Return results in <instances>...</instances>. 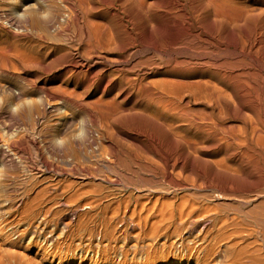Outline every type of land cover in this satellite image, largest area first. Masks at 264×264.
I'll return each mask as SVG.
<instances>
[{
	"label": "bare ground",
	"instance_id": "1",
	"mask_svg": "<svg viewBox=\"0 0 264 264\" xmlns=\"http://www.w3.org/2000/svg\"><path fill=\"white\" fill-rule=\"evenodd\" d=\"M0 21V72L37 71L0 96V128L31 119L20 136L1 130L0 176L38 134L71 165L42 152L44 170L84 183L39 169L32 199L0 191L32 221L20 235L44 238L32 256L2 239L0 264H264V0H0ZM63 205L99 227L78 261L64 256L77 217L55 237ZM128 221L138 240L114 258Z\"/></svg>",
	"mask_w": 264,
	"mask_h": 264
},
{
	"label": "rangeland",
	"instance_id": "2",
	"mask_svg": "<svg viewBox=\"0 0 264 264\" xmlns=\"http://www.w3.org/2000/svg\"><path fill=\"white\" fill-rule=\"evenodd\" d=\"M1 22V21H0ZM2 23V22H1ZM2 40V41H1ZM5 41V42H4ZM10 41V40H9ZM3 43H5V44H3ZM8 43V39L7 38H0V45H1V47H0V50L1 49H5V48H3L2 46L4 45H6ZM5 51V50H4ZM1 67V66H0ZM21 69V70H20ZM19 69V71H16L15 72V75L13 74L12 75V73H11V75L9 74V75H7V74H4V73H1L0 72V96H2V95H5V94H7L6 96H2V97H7L9 94V92H8V90H7V88L8 87H13V89L14 90H17V89H19V88H24V90H25V92L27 91V90H29V87H31L30 85V82L32 83V81L31 80H33V79H35L34 78V74H36L37 73V71L35 70V69H22V68H20ZM31 70V71H30ZM25 71V72H24ZM40 71V70H39ZM21 74V75H20ZM7 76V77H6ZM13 76V77H12ZM29 77V78H28ZM28 78V79H27ZM31 78H33V79H31ZM24 79V80H23ZM43 78L42 77H40L39 78V80L41 81ZM25 80H27V82H25ZM34 81V80H33ZM3 84V86H1ZM5 84H7V85H5ZM4 85H5V87H4ZM6 86H7V88H6ZM29 86V87H28ZM3 88V89H2ZM4 88H5V90H4ZM28 88V89H27ZM2 89V90H1ZM50 113V112H49ZM84 114V112L83 111H79V110H75V120L76 121H78V122H75L74 121V123L72 124V126H70V129L68 130V131H70L71 130V128H73V126H75L76 125V127H78V128H76L75 129V127H74V129L76 130H74V131H72L71 130V132L73 133V134H75V135H77V134H79V133H81L82 132V130H83V121H81V120H83L84 119V117H85V114ZM61 115H63L62 113H59L58 115L56 114V115H54L55 116V118L54 117H52V115H50L49 116V114H48V116H49V118H51V119H49V120H53V121H55V119H56V116H57V118H59L58 116H61ZM81 115H83V116H81ZM80 117H82V118H80ZM27 118H29V120L27 119ZM26 119H24L23 121H21L20 122V120L18 121L19 123H20V125L18 124V122H16V124H18V125H16V127H15V125L13 126V128L15 129H11V130H8L7 128H5V130H3L4 129V127H1L0 128V132H1V130H2V134L4 135V137L5 136H7V134L9 133V136L10 135H12L13 136V133L12 132H15L16 131V135L15 136H17V135H21V134H23V132L21 131H19V130H21V125L22 124H25V123H27V121H28V123H29V121L31 120L30 119V117H27ZM52 118H54V119H52ZM79 118V119H78ZM26 120V121H25ZM80 120V121H79ZM52 121V122H53ZM79 122H81V124L79 123ZM78 124V125H77ZM24 126V125H23ZM81 127V128H80ZM3 128V129H2ZM17 129H19V130H17ZM9 131V132H7V131ZM80 132H79V131ZM10 131H12L11 132V134H10ZM55 131H52V133H54ZM1 134V133H0ZM31 135L32 134H30V133H28V135L26 134V136H29V137H31ZM63 135V134H62ZM23 136V135H22ZM41 136V135H40ZM38 134H33V138L32 139H35L36 138V147H35V144L34 145H31V144H33V143H31L30 144V142H29V144L27 143L26 145H24V147H21L20 149H22V154H21V152H19V151H17L18 153L17 154H10L11 156H8V158L10 159L9 161L8 160H6V162L8 163H6L8 166H7V169H9L10 171H8L7 172V174H10V176L11 177H8L9 175H5V176H0V181H4V183L6 184V188H7V190H6V188H4V186H2L1 188H0V191H1V193L2 194H7V195H9V193L12 195L14 192V195H12V196H15V197H13V198H15V199H17V198H19V197H22L23 196V198H25V201H27V200H30V199H32L35 195L34 194H36V191L37 190H39L40 188H42V187H39V185H40V183H39V185L37 184L35 187L37 188H35V187H33V185H31V183H35V181L37 182V178H34V180H32V178L35 176V174H36V172L39 170V169H42L43 170V173L45 174V176H48V177H52V173L53 174H55L54 172H49V171H46V170H44V167L42 166L43 165V162H42V158L40 157L41 156V154H42V152H43V154L44 155H47V156H49L48 158L50 159V156H53V157H51V159L56 163H58V165H62V164H64V166L62 165L61 167H65V168H69L70 169V167H71V165H69V166H67L68 165V163L66 162V160L63 158V160H62V157H57L58 155H51V154H49L50 152L48 151V149L44 146V149L46 150V152L42 149L43 148V145H42V143L43 142H41L40 141V139L41 140H43L41 137H40ZM44 136V135H43ZM42 136V137H43ZM37 137H39L40 139H38ZM44 138V137H43ZM40 141V142H39ZM41 143V144H40ZM37 145H39V146H37ZM41 145H42V148H41ZM34 146V147H33ZM27 147V148H26ZM5 148H6V146H5ZM23 148H25V149H23ZM7 149V148H6ZM37 151H36V150ZM26 150V151H25ZM40 150H42V151H40ZM24 151L25 152H27V153H24ZM11 152V151H10ZM11 153H13V151L11 152ZM36 153H38V154H36ZM41 153V154H40ZM48 153V154H47ZM21 154V155H20ZM13 155V156H12ZM21 157H20V156ZM25 157H23V156ZM14 156H16L15 158H16V160L14 159ZM19 156V157H18ZM56 156V157H55ZM56 158V159H55ZM61 158V159H60ZM57 159H58V161H57ZM11 160H13V161H11ZM38 160H39V163H38ZM2 157L0 156V169L2 168L1 166H2ZM16 163H15V162ZM64 161H65V163H64ZM61 162V163H60ZM56 163V164H57ZM13 164V165H12ZM38 165V167H37V165ZM11 165H12V167H11ZM41 165V166H40ZM67 166V167H66ZM67 168V169H68ZM68 169V170H69ZM36 170V171H35ZM17 172V175L15 174V178L13 177L14 176V173H16ZM11 173H12V175H11ZM19 174H21V175H19ZM31 175V176H30ZM67 175V176H66ZM66 175L65 174H63V175H60V174H55V176H53V177H57V179H61V181L63 182V180L64 179H71V180H76L77 182H81V175H78V174H76L77 176H75V173H72V174H67L66 173ZM69 175V176H68ZM16 176H17V178H16ZM20 176V177H19ZM33 176V177H32ZM79 176V177H78ZM4 177V178H3ZM8 177V178H7ZM28 177V178H27ZM30 177H31V179H30ZM52 177V178H53ZM63 178V180H62V178ZM64 177H66V178H64ZM78 177V178H77ZM2 178H3V180H2ZM7 180V182H6V180ZM78 179V180H77ZM23 180H25V181H23ZM29 180H31L30 182L31 183H29ZM27 181H28V184H25L24 182H26L27 183ZM64 182H66V183H68L66 180L64 181ZM84 182H86V180L84 181ZM10 183V184H9ZM42 183V182H41ZM82 183V182H81ZM7 184L8 185H10V186H7ZM25 184V185H24ZM36 184V183H35ZM43 184V183H42ZM84 183H82V184H78V186H82ZM23 185L25 186V187H23ZM29 185V186H28ZM23 188H22V187ZM29 188H27V187ZM32 186V188H30ZM21 188V189H20ZM26 188H27V190H26ZM19 190V192H18V190ZM30 189H32L31 191H30ZM4 190H6V191H4ZM8 190L10 191V192H8ZM15 190V191H14ZM16 190H17V192H16ZM12 191H13V193H12ZM24 191V192H23ZM26 191V192H25ZM28 191V192H27ZM4 192V193H3ZM21 192V193H20ZM18 193V194H17ZM28 193V194H27ZM56 193H59V192H56ZM56 193H54L53 194V196L54 195H57ZM6 194H5V196H6ZM16 194V195H15ZM27 194V195H26ZM29 195V196H28ZM18 196V197H17ZM17 197V198H16ZM30 198V199H29ZM3 204H5V203H0V243H2V239L3 240H9V242L10 243H16L17 245H18V247H14V248H16L17 250H19V249H21L20 251H23L24 253H26L27 254V256H32V255H34V252L36 251V249H37V245H38V243H43L42 241H43V237L41 238L40 236H37V237H35L34 236V238H32V235H33V233L31 232V234H29V236L28 237H26V236H24V235H20V233H19V231L21 230V229H23V228H25V227H27L32 221L30 220V219H21V215H22V211H23V209H20L18 212H6V211H8V209H6V206L8 205H3ZM66 209H65V208ZM61 208H63V209H61ZM68 208L69 207H67L66 205H63V206H57L56 208H55V210L57 211V214L58 215H60V216H55L56 217V219H55V223H59L60 224V230L57 228V229H55V231H54V233H55V237L58 235V233L60 234V232H61V227L64 225V224H62V221L64 220V221H67L70 217L71 218H73L74 217V219L77 217V219H76V222L70 227V229H68V235H70L71 237H69V239H68V241L70 242V243H72L73 242V247L75 248L74 250H68L67 249V252H66V254L64 255V256H67L69 259H72V260H77V255H78V251H77V249H80L81 248V245L79 246L78 245V243L80 242L81 244H82V246L83 245H85V244H87L88 242L89 243H91L92 244V241H91V238H93V237H91V235H90V233H95V236H96V231L99 229V227H97V225H95V224H97L96 222H95V217H94V214H93V212H91L90 211V209L89 208H87V209H89V210H87V209H85L84 211L83 210H79L78 212H76L75 214H72V216H71V214H69V210H68ZM233 212H232V211ZM230 210V212L231 213H234L235 211L233 210V209H231ZM68 211V212H67ZM81 211V212H80ZM59 212H60V214H59ZM12 213H15V214H19V217L17 218V220H16V223L14 222V224L12 225V226H8L7 228L5 227V220L7 219V218H9V215L10 214H12ZM66 214V215H65ZM93 214V215H92ZM63 216H64V218H63ZM70 216V217H69ZM57 217H59V218H57ZM62 219H61V218ZM69 217V218H68ZM79 218H83V220H86L85 221V225H81L80 224V221L78 220ZM5 219V220H4ZM19 219V220H18ZM61 219V220H60ZM65 219H67V220H65ZM88 220V221H87ZM5 221V222H4ZM60 221V222H59ZM1 223H4V224H1ZM54 223V222H53ZM129 225H128V224ZM126 224H124L123 226H121L120 227V229H122L121 230V232H123V233H119V232H117L118 233V236H117V241L114 239L113 241L115 242H112V244L110 245V248H111V253L113 254V257L114 258H121V256H122V252H120V250L122 251V250H127V248L129 249L130 248V251L131 250H133L132 248L134 247V246H132V245H134L133 243H135V242H137V236L135 237V235H136V233L138 232V229H136L134 226H132V224H131V222L130 221H128ZM33 224H35V223H33ZM94 226V227H93ZM99 226V225H98ZM125 226H126V228H125ZM5 227V228H4ZM79 227V228H78ZM51 228V227H50ZM89 231V232H88ZM92 231V232H91ZM125 231H126V233H125ZM137 231V232H136ZM57 234V235H56ZM127 234V235H126ZM62 235V234H61ZM122 237H121V236ZM5 237H7V238H5ZM90 237V238H89ZM140 237H142V238H139V240L140 239H142L141 241H144V239L145 240H147L146 238H144L143 239V236H140ZM62 238H63V236H62ZM67 238V237H66ZM137 239V240H136ZM95 242L96 241H99L100 240V238H98V237H95L94 239H93ZM60 242V238L59 239H56L55 240V242ZM86 241V242H85ZM61 242H64L63 241V239H61ZM160 242H161V240H160ZM121 243V244H120ZM5 245H7V247L9 248V246H11V245H8V244H5ZM78 245V246H77ZM123 245V246H122ZM76 246H77V249H76ZM113 246V247H112ZM84 247V249H86L87 247H88V245L86 246H83ZM120 247H122V248H120ZM114 248V249H113ZM124 248V249H123ZM11 249H13V246H12V248H10V250ZM114 250H115V252H114ZM118 251V252H117ZM82 253V252H81ZM85 253H86V251H85ZM88 253V255L89 256H96L95 255V253H92V252H87ZM121 254V255H120ZM118 255V256H117ZM120 255V256H119ZM58 261V260H57ZM78 261V260H77ZM141 261V263L140 264H145V262L143 261V260H140ZM164 262V261H163ZM165 263H167V262H165ZM154 264H159V263H154Z\"/></svg>",
	"mask_w": 264,
	"mask_h": 264
}]
</instances>
